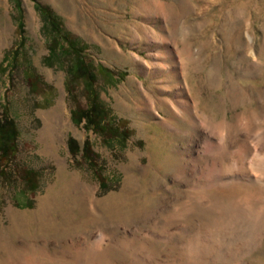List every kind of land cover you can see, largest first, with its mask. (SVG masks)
Segmentation results:
<instances>
[{"label":"rangeland","instance_id":"obj_1","mask_svg":"<svg viewBox=\"0 0 264 264\" xmlns=\"http://www.w3.org/2000/svg\"><path fill=\"white\" fill-rule=\"evenodd\" d=\"M36 1L58 17L63 34L85 45V58L96 69L97 98L123 133L108 143L73 122L72 110L85 108L87 95L71 80L68 59L47 60L49 36L42 31L36 2L0 0V64L19 40L15 8L23 13V46L9 72L0 68V113L6 106L18 132L15 152L0 171V264H22L26 257L42 260L44 250L54 260L43 264H56L57 257H69L67 244L90 245L98 233L106 239L101 264H188L173 250L180 253L179 241L186 242L193 231L202 241L217 236L221 243L211 256L215 262L198 264H264V238L263 244L255 243L252 236L259 223L245 217V211L217 219L194 214L188 219L190 234L171 240L160 241L154 229L183 197L177 171L168 162L189 144L184 120L174 122L176 135L161 124L169 115L167 105L179 108L184 100L197 120L231 125L246 120L253 126L250 137L264 132V0ZM86 137L97 156L94 166L68 146L69 138L82 146ZM263 148L246 153L247 162ZM196 150L193 145L189 153ZM26 171L35 174L33 191ZM92 188L97 201L86 207ZM38 205L41 212H35ZM212 227H217L214 232ZM152 231L154 239L146 238ZM231 237L238 242L233 244ZM231 247L237 254L230 258L223 252Z\"/></svg>","mask_w":264,"mask_h":264},{"label":"bare ground","instance_id":"obj_2","mask_svg":"<svg viewBox=\"0 0 264 264\" xmlns=\"http://www.w3.org/2000/svg\"><path fill=\"white\" fill-rule=\"evenodd\" d=\"M176 87L177 86H175V88ZM179 95H180V92H179ZM182 101H184V100H182ZM182 101L179 102V104L177 103L179 105V108H177L173 104L171 106L166 104L168 107V114L169 115L163 116V118L161 120V124L167 130H169L172 133H175L174 135H176V134H178V131H176V128L174 126V122H177V120H184L189 126V129L186 131V135H188V138H189V140H188L189 144L188 145H191V146L194 145L195 147H197V150H196V154L194 153V155H193L192 153H189V152H191L190 151L191 146L187 145V147H185V148L183 147V150L180 151V153L178 152L179 154L177 155L178 157H176V159H173L172 162H170V161L168 162V163H173L174 166L173 165L172 166L175 167V169L177 171L176 176H175V180L178 183V186L180 189V194H182L183 197L175 200L176 201V204L174 202L175 207H171L172 205L170 204L171 205L170 207L172 209L169 212H166L165 214L163 212L164 215L161 216L162 217L161 221L160 222L156 221L157 223H154V229L158 228V231H157L158 236L157 237L161 241V240H165V239L171 240L173 237H175L177 235L181 236V235L188 234L189 229H190L188 219H190L192 215L197 214V213L199 214L200 212L204 213L206 215V218H209L211 215V217H213V219H217V218H220L221 216H223L224 214H230L232 216L233 215L236 216L240 211H242V212L245 211L246 215L243 213L245 215V217L249 216V217H247L248 219L251 218L255 222L259 223L258 226L256 224L257 227H260L259 229L257 228L259 231H257L256 235H252V236L256 237L253 240L255 243L256 242L260 243L262 241V239L264 238V152L263 153L258 152V154H255L253 156V158L251 157L252 158L251 160L248 158V160H250V162L248 161L249 163L246 160L247 156H245V154L251 153L252 150H254V151L262 150V148L264 147V132L259 133V134H258V132H256L253 134V136L250 137L249 133L252 132L253 126H252L250 121L246 122V120L244 122H239V124H235V125H231L225 121L224 122L223 121L222 122H213L210 118H205V117L202 118V120H197V117H195L193 114L189 113V107L188 106H190V105H187V103H186L187 101L186 102H182ZM157 115L161 116L158 112H157ZM200 119H201V117H200ZM241 133H244V136H241L240 135ZM249 156H250V154H249ZM169 158H167V159H169ZM250 172H252L256 176L250 174ZM95 191L96 190L94 188H92L89 191V195H86V200H85L87 203V205L85 204L86 207H88V203L90 205H93V202L97 201L96 196H95ZM39 211L41 212L42 209H40V207L38 205V207L35 209V212H39ZM200 214H199V216H200ZM251 219H250V221H251ZM206 221L209 223V220H206ZM221 221L223 223V221H224L223 218ZM241 221H242V219H241ZM253 222H252V224L255 223V222L254 223ZM224 223H225V221H224ZM239 223H241L240 220H239ZM230 224H231V222H230ZM250 224H251V222H250ZM206 225L208 226V224H206ZM213 225H214V223H213ZM225 225H227V224H223V226H225ZM248 225L246 224L247 227H248ZM214 226H216V225H214ZM220 226H222V224ZM228 226H229V224H228ZM242 226L243 225H241V227ZM251 226H250V228H251ZM202 227H203V225H202ZM213 228L214 227H212V230H213ZM216 228L217 227H215V229ZM223 228L224 227H222V230H224ZM250 228H248L249 231H250ZM255 228H254V230L252 229L253 233H251V234H254V231H256ZM207 229H208V227H207ZM214 230H213V232H214ZM234 230H235V228H234ZM252 230L250 232H252ZM204 231L208 232V230H204ZM224 231L230 232V229L228 231L227 230H224ZM232 231H233V226H232ZM246 231L248 232V230H246ZM98 232H100V231H98ZM191 232H192V230H191ZM233 232H232V234H233ZM95 233H97V232H95ZM105 233H106V231H105ZM196 233L193 231V235L191 237L189 236V239L187 241L185 240L186 242H182V240L179 241V242H181L179 244V246L181 248L179 250V251H181L180 253L176 252L175 249L173 251H175V253H177L180 257L181 256L185 257L188 264H196V263L198 264V263L207 262V261H210V262L214 261L215 262V259H213V257L211 258V256L215 252L218 254V252H217V251H219L218 247H220V245H221V243L217 242V239L215 240V238L217 236L216 237L213 236V238H214L213 240H210V241L203 240L202 241V240L198 239L199 236ZM206 233H205V235H206ZM216 233L217 232L215 231V234ZM230 233L228 235L227 234L226 235L228 237H230L231 236ZM142 234H144V233H142ZM155 234L156 233H154V231H152L151 234L149 236H147L146 238L152 239L153 237H155L154 236ZM107 235L108 234H106V236ZM207 236H208V233H207ZM239 236H241V235L239 234ZM126 237H128V236L126 235ZM232 237H231V241H232ZM93 238H94V240H92L90 242V245H89V242H84V241H82V242L76 241L77 243L67 244L68 245L67 251H64L65 249L64 250L62 249V250L64 251V253L68 252L70 254L69 257H67L68 254H67L66 258H64L63 256H62L63 258L57 257V259H55L54 262H56V264H66V261L71 260L72 262H74V264H101V262H99V254H100L101 250L103 249L102 247H104V245L102 246V242L104 241L105 237H104L103 233H98V234H94ZM233 238L235 240L236 237H233ZM88 239H89V237H88ZM178 239H179V237H178ZM180 239H182V238H180ZM239 239H241V238H239ZM124 240H125V237H124ZM173 240L175 241V239H173ZM240 241H242V240H240ZM243 241H245V240H243ZM246 241H247V239H246ZM249 241H250V239H249ZM232 242H233V244H236V242H238V241H236V242L232 241ZM258 243L256 245H258ZM262 244H263V241H262ZM262 244H260V245L262 246ZM119 245H120V243H119ZM122 245H124V244H122ZM132 246H134V245H132ZM245 246H248V245L245 244ZM258 247H260V246H258ZM233 248L232 247L226 248L227 250H225L224 252L220 251V253L223 252V253H225L226 256H229L231 258V255L236 253V250ZM238 248H239V246H238ZM23 249H25V248H23ZM252 249H254V248H252ZM126 250H129V249L127 248ZM141 250H143V249H141ZM137 251H139V250H137ZM148 251H149V249H148ZM175 253H174V255H175ZM44 254H43L42 260L39 258L38 259L33 258V257L30 258V256H29L30 259H28L26 257V259H24L22 264H43V262L45 260H48V261L54 260V258L49 256L48 253H45V250H44ZM247 254H244V255H247ZM241 255L242 254L238 255V257ZM153 256H155V255H153ZM166 256H168V255H166ZM102 257H104L103 254H102ZM146 257H147V255H146ZM149 258H151V257L149 256ZM149 258H147V259H149ZM166 258H169V257H166ZM218 258H219V256H218ZM64 259L65 260L67 259V260L65 261ZM219 259L221 260L222 258L220 257ZM22 260H23V258H22ZM180 260H182V259H180ZM228 261H229V259H228ZM12 262H14V261H12ZM102 262H104V261H102ZM6 264H8V263H6ZM235 264H238V262H236Z\"/></svg>","mask_w":264,"mask_h":264},{"label":"trees","instance_id":"obj_3","mask_svg":"<svg viewBox=\"0 0 264 264\" xmlns=\"http://www.w3.org/2000/svg\"><path fill=\"white\" fill-rule=\"evenodd\" d=\"M35 8L40 16L42 21V31L46 33L48 38V58L50 62L57 61V59L64 57L68 59L69 66L67 68L68 74L71 80L76 84L82 86L84 92L87 95V106L85 108L79 109L75 108L71 112L73 122L78 125H82L83 129L87 134H96L102 138L107 139L109 143L115 136L122 134L113 126L111 119L108 114V110L105 109L103 105L99 102V99L96 95L95 82H96V72L95 68L92 66V63L88 62L85 58L84 48L80 42L74 41L68 34H63L60 29V22L58 17L54 15L52 10L47 7L39 4L34 0ZM16 15L13 17V20L16 24L17 34L19 40L14 44V49L10 54H5L3 60L0 64V68L3 71H8L11 69L12 64L15 62L18 56V50L23 46V13L20 7H16ZM99 71H102L101 69ZM105 70L103 69V72ZM110 71L106 70L107 79L110 78ZM29 78L34 79L36 85L39 81L32 73L28 75ZM109 81V80H108ZM33 83V85H35ZM66 90L69 92L71 87L69 84L66 85ZM17 128L14 120L9 116L6 106H2V112L0 113V171H4L6 164L9 162L11 156L15 152L16 139H17ZM126 136V135H125ZM68 146L73 155H77L79 152H82V155L85 156L89 163H92L96 160L97 156L93 153L88 137L83 141L82 146L72 139H68ZM94 166V164H93ZM26 176V177H25ZM34 176L33 172H25L24 177L27 180L28 184H31L32 189L34 190Z\"/></svg>","mask_w":264,"mask_h":264}]
</instances>
